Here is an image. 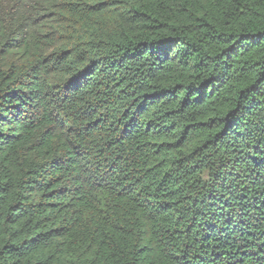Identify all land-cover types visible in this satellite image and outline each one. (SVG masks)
<instances>
[{"label":"trees","instance_id":"16d2710c","mask_svg":"<svg viewBox=\"0 0 264 264\" xmlns=\"http://www.w3.org/2000/svg\"><path fill=\"white\" fill-rule=\"evenodd\" d=\"M0 264H264V0H0Z\"/></svg>","mask_w":264,"mask_h":264}]
</instances>
